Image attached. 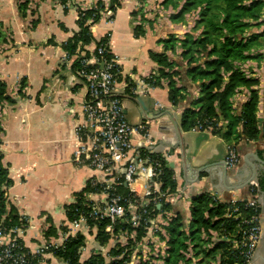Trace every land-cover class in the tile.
I'll use <instances>...</instances> for the list:
<instances>
[{
  "label": "crops",
  "instance_id": "obj_1",
  "mask_svg": "<svg viewBox=\"0 0 264 264\" xmlns=\"http://www.w3.org/2000/svg\"><path fill=\"white\" fill-rule=\"evenodd\" d=\"M102 1L104 10L98 22L89 28L92 42L86 50L92 54L96 43L108 38L107 48L123 80L117 84V95L121 97L126 121L132 127L143 125L146 128V137L154 145L156 153L170 154L168 165H172L169 168L173 171L176 191L182 192V198L167 201L170 208L165 212L169 214L170 221L180 216L186 222L190 217L191 202L204 193L212 194L223 203L246 200L248 186L241 187L250 174L248 165L255 164L252 155L257 156V151L264 144L259 141L235 142L211 133L184 132L180 126L181 112L192 97L198 98V92L192 91L189 99L174 107L168 101L165 87L153 88L145 82L157 75V66L150 61L149 53L163 52L160 41L169 36L179 40L187 34L194 39L198 36L199 32L192 31L196 14L186 16L183 22L172 21L170 17L177 10L161 7L164 13H171L157 16L151 12L153 1L123 0L111 18L108 1ZM95 2L30 0L29 8L35 14L22 19L16 10L18 0H0V27L7 39L6 44H0V81L7 87V95L15 100L13 104L0 105L1 162L11 182L7 189L8 199L19 217H26L29 221V228L19 239L31 255L42 248L43 233L49 226L56 230L64 226L66 207L77 199L76 195L81 192L82 195L91 180H105L103 173L85 166L75 167L72 163L73 153L79 145L74 128L81 119L87 95L84 85L71 73L70 64L67 68L59 64L64 53L61 45L78 31L79 9H88ZM140 8H143V16H132ZM145 8L150 12L146 14ZM34 20L37 24L32 25ZM135 26H140L143 31L139 37L134 36ZM167 55L172 60L177 59L176 55ZM259 67L256 65L257 69ZM253 76L260 81L261 109H258L256 117L258 123H262L264 75L254 73ZM20 88H23L24 98H18L16 94ZM137 98L141 99V104L136 103ZM247 99L248 91L240 89L230 100L233 113H237ZM153 112H166L172 118L164 116L155 120L152 119ZM175 124L181 133L186 170L180 149L169 141ZM224 125L220 121V127ZM236 132H240L239 126ZM165 140L169 142L165 143ZM133 143L136 150L145 147L138 133L134 135ZM233 144H236L238 164L233 169L226 168L227 179L221 180L227 147ZM203 167L215 172V181L205 170L199 172ZM98 199L101 198L94 197V200ZM95 247L94 239L87 240L85 250L79 255L80 261L88 260ZM166 257L167 253L165 257H157L155 264H164ZM42 261V264H65L50 254L44 255Z\"/></svg>",
  "mask_w": 264,
  "mask_h": 264
},
{
  "label": "trees",
  "instance_id": "obj_2",
  "mask_svg": "<svg viewBox=\"0 0 264 264\" xmlns=\"http://www.w3.org/2000/svg\"><path fill=\"white\" fill-rule=\"evenodd\" d=\"M123 0H108L110 5V17L113 18L116 10L121 6ZM142 3L143 0H135ZM30 0H18L16 10L22 19L27 15L34 16L35 11L29 8ZM163 9L176 11L171 15L172 21H184L186 16L196 14L194 37L190 34L182 40L169 36L160 41L163 52L161 54L149 53V59L157 66L156 76L145 80L153 88L165 87L169 103L177 107L183 101L189 99L192 91L198 92V98L193 97L181 112L180 126L184 132L191 131L197 123L204 120L212 122L211 134L223 139L232 141L260 142L264 144V119L262 123L257 121L258 105L260 103L258 78L253 76L250 70L248 73L242 69L247 62H256L257 67L261 66L263 56L260 51L261 41L264 40V0H162L160 3ZM104 10L102 0H96L95 4L85 10L78 11V31L74 33L64 44L62 50L69 56L70 71L73 75L80 69V63L96 55V49L104 48V59L107 61L113 58L107 48L108 38L96 43V48L90 54L86 47L92 42L89 28L98 22L100 13ZM132 16L142 14V8L132 13ZM37 24V20L31 22ZM143 33L140 26L134 27V36L139 37ZM6 35L0 27V44H6ZM258 51V53H256ZM177 56L172 60L169 55ZM90 65L87 69L94 68ZM112 73H118L116 82L123 81L119 76L117 65ZM81 80V79H80ZM82 82V80H81ZM125 82H128L125 80ZM20 88L17 91L18 98H24ZM248 91L247 101L233 113L231 98L240 90ZM264 90V88H263ZM264 94V93H263ZM120 100L121 97L117 96ZM264 99V96H263ZM14 99L7 95L6 85L0 81V105L2 103L13 104ZM224 122L222 127H216L218 122ZM240 127V132L236 128ZM234 145V144H233ZM236 144L234 145V147ZM257 156L264 160V147L257 151ZM0 153V221L5 229L18 226L21 221L16 208L8 199L7 189L11 182L7 178L6 168L2 165ZM161 191L172 194L176 190V183L173 178V171L169 165L163 167L161 176ZM118 192L125 193L123 186ZM258 189L264 193V172H260ZM91 191L90 183L86 185L83 194ZM82 193V192H81ZM77 194L78 202H81L83 194ZM81 195V196H80ZM160 210L154 207L155 213L169 210L170 204L160 200ZM73 205L66 207V219H72ZM81 211H86L80 207ZM232 209L231 203H223L213 200L208 193L195 198L189 207L190 221L185 226L182 217L173 218L168 224L167 236V257L164 264H247L242 256V248L234 249L231 241L237 238L238 228L242 218H249L252 214L249 210H243L240 217L225 218L227 212ZM261 213V209L257 210ZM108 222L102 221L96 224V231L89 232L83 236L66 239L57 249L47 246L42 247L43 253H51L57 260L65 264H103L99 256H91L88 260L79 263V249L83 246L84 240L94 239L101 245L109 242V236L104 233ZM122 226V227H121ZM115 225L124 228L123 225ZM186 229V230H185ZM58 231L64 232V226ZM57 230L49 226L43 233L45 238H56ZM138 231V236L142 235ZM86 238V239H85ZM238 239V238H237ZM190 250L191 257L185 256ZM25 252L28 251L25 249ZM122 252L111 251L113 257ZM32 263L38 261V257L30 255ZM127 260L123 255L121 259L113 264H125Z\"/></svg>",
  "mask_w": 264,
  "mask_h": 264
},
{
  "label": "built area",
  "instance_id": "obj_3",
  "mask_svg": "<svg viewBox=\"0 0 264 264\" xmlns=\"http://www.w3.org/2000/svg\"><path fill=\"white\" fill-rule=\"evenodd\" d=\"M96 55L98 59L91 56L82 60L80 69L74 75L82 80L87 99L82 107L81 119L74 128L79 145L73 153L72 163L75 167L85 166L103 173L105 180L89 182L91 191L83 194L81 202L76 199L72 203V219H66L64 232L58 231L53 239L44 237L43 246L57 249L66 239L79 235L85 237L86 233L96 231L97 223L106 221L108 224L104 233L110 240L105 245L94 240L96 247L92 256H99L103 259V264H113L123 255L127 260L125 264H155L157 257L166 256L168 246L165 229L170 223V216L167 212L156 214L154 207H160V200L182 198V192L175 190L174 193L167 194L160 190L163 167L168 164L170 154L156 153L154 145L146 137V128L143 125L132 127L126 121L122 101L117 97L118 73H112L115 61L113 58L107 61L104 59L102 46L96 49ZM59 64L66 68L69 66V56L66 53L62 54ZM90 65L95 67L87 69ZM260 106L261 103L258 105L259 111ZM69 112L71 113L70 110ZM213 126L212 122L204 120L197 123L191 131L211 133ZM216 127H220V122ZM136 133L141 135V140L145 143L142 150H136L133 143ZM224 162L228 169L237 166L238 155L233 145L227 147ZM120 186L124 187L125 193L118 192ZM258 191V184L251 181L248 185V198L237 203L231 202L232 209L225 215L227 219H237L243 210L252 212L249 218L241 219L238 239L231 241L234 249L242 248L241 254L247 264H255L254 253L261 232V213L257 212L260 208ZM97 196L101 199L94 200ZM210 196L217 200L212 194ZM80 207L86 211H81ZM20 221L18 226L9 229H5L0 221V264H42L43 256L52 254L43 253L41 248L33 255L38 257V261L32 263L31 254L25 252L19 239L29 228V221L23 216H20ZM189 221L190 217L185 226ZM116 224L123 225L124 228L121 226L115 229ZM138 231L143 232L140 237ZM86 244L87 240H84L79 255L85 250ZM113 250H120L122 253L113 257ZM185 256L191 257L190 250ZM79 263H82L80 259Z\"/></svg>",
  "mask_w": 264,
  "mask_h": 264
},
{
  "label": "water",
  "instance_id": "obj_4",
  "mask_svg": "<svg viewBox=\"0 0 264 264\" xmlns=\"http://www.w3.org/2000/svg\"><path fill=\"white\" fill-rule=\"evenodd\" d=\"M135 101H136V103L141 104V99L137 98ZM164 116H166L170 119L172 118V116L166 112L165 113L153 112L152 119L159 120L161 118H164ZM170 134L172 135V140L170 139L169 141H170V143H173L176 147H178L180 149V151H181L180 157L182 159V164L185 165V170H186V162H184L183 146L181 143V137H180L181 133H180L179 127L177 125L174 126V129L170 131ZM169 141L165 140L164 142L167 143ZM252 158L254 159L256 166H255V164H249L248 165L249 169H250V174H249L248 178L246 179V181L244 182V184L241 188L247 187L251 181H254L258 184L260 172H264V160L260 159L256 155H252ZM245 164H248V163L245 162ZM222 165H223V171H222V175H221V180H226L227 175H228L227 170H226V164L223 163ZM169 167L172 168V165H169ZM210 168H211V166H210ZM203 170H205V173L209 177H211L213 179V181H215V179L217 178L215 172L210 171V169L207 167H203V168L199 169V172H201ZM183 171H184V167H183ZM258 192H259V196H260L259 205H260V209H261V212L263 215L262 221L264 222V193H261L260 191H258ZM263 232H264V226H263ZM256 249H257V251L255 250V253H254V262H256L257 264H264V234L261 237L260 247H258Z\"/></svg>",
  "mask_w": 264,
  "mask_h": 264
},
{
  "label": "rangeland",
  "instance_id": "obj_5",
  "mask_svg": "<svg viewBox=\"0 0 264 264\" xmlns=\"http://www.w3.org/2000/svg\"><path fill=\"white\" fill-rule=\"evenodd\" d=\"M151 1H153V6L151 8L152 15H155L154 13H156L157 16H158V15H160V14L163 13L162 15L164 16V15H167V13H171L170 11H166L164 13L163 9H161L160 3L162 2V0H148L147 2L150 3ZM143 2H144V0H143ZM154 3H155V5H154ZM141 6H143V5H141ZM145 11H146V14H147L148 12H150V9L148 10V8H145ZM261 44H262V48H261L260 53L263 56V59L261 60V63H260L261 66L259 67V69H257L256 68V65H257L256 63L255 64H252V65H250V64L243 65L242 66V69L245 71V73H248L250 70H252V71H254V73L256 75H261V74L264 75V40L261 41ZM256 53H258V51ZM260 79L262 80L263 78L260 77ZM263 86H264V84H263ZM263 93H264V90H263ZM263 93H262V110H263V116H264V99H263L264 94ZM262 218H263V215H262V212H261V214H260L261 232H260V238H259V241H258L257 248L260 247L261 237L264 234V232H263L264 222L262 221ZM256 251H257V249H256ZM255 264H257V263L255 262Z\"/></svg>",
  "mask_w": 264,
  "mask_h": 264
},
{
  "label": "flooded vegetation",
  "instance_id": "obj_6",
  "mask_svg": "<svg viewBox=\"0 0 264 264\" xmlns=\"http://www.w3.org/2000/svg\"><path fill=\"white\" fill-rule=\"evenodd\" d=\"M259 251V250H258Z\"/></svg>",
  "mask_w": 264,
  "mask_h": 264
}]
</instances>
